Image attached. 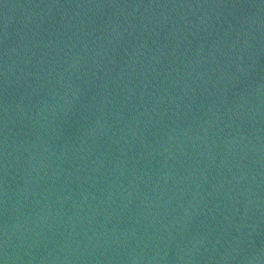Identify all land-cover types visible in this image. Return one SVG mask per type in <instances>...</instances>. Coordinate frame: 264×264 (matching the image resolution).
Wrapping results in <instances>:
<instances>
[{"label": "water", "instance_id": "water-1", "mask_svg": "<svg viewBox=\"0 0 264 264\" xmlns=\"http://www.w3.org/2000/svg\"><path fill=\"white\" fill-rule=\"evenodd\" d=\"M0 264H264V0H0Z\"/></svg>", "mask_w": 264, "mask_h": 264}]
</instances>
